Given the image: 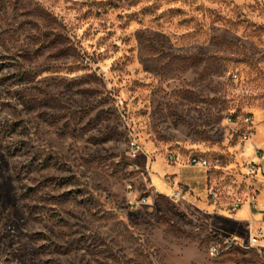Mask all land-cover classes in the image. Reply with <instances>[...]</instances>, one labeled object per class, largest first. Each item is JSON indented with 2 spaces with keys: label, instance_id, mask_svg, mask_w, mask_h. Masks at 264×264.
<instances>
[{
  "label": "rangeland",
  "instance_id": "1",
  "mask_svg": "<svg viewBox=\"0 0 264 264\" xmlns=\"http://www.w3.org/2000/svg\"><path fill=\"white\" fill-rule=\"evenodd\" d=\"M253 142L264 0H0V264H264Z\"/></svg>",
  "mask_w": 264,
  "mask_h": 264
},
{
  "label": "built area",
  "instance_id": "2",
  "mask_svg": "<svg viewBox=\"0 0 264 264\" xmlns=\"http://www.w3.org/2000/svg\"><path fill=\"white\" fill-rule=\"evenodd\" d=\"M245 123L248 125H250L251 123V119L249 117L245 118ZM251 136L250 133V128L247 129V131L244 133V140H249ZM255 156H256V160L257 162H252L249 165V170L252 173L257 172V170L259 169V167L264 166V151L260 150V149H256L255 150ZM191 164L193 165H198L201 168H209L210 167V163L208 162V160L206 159H197V158H193L191 160ZM253 182V180H252ZM264 201V193H261L258 190H254L252 192H250L249 194L245 195V196H236L232 202V204L230 205V211L232 214L236 213L238 210H240L242 207H244L245 205H248V207L252 210V211H260L261 210V204ZM263 231L261 229H257L252 227V225H249L248 227V240L246 242V244H244V242H238L236 241V239L233 238H226L222 241V244L219 245H212L210 247V255L211 256H217L219 255L221 252H223L224 250H230V248H232L233 246L237 245L240 246L244 249H252L257 247L259 240L263 237Z\"/></svg>",
  "mask_w": 264,
  "mask_h": 264
},
{
  "label": "crops",
  "instance_id": "3",
  "mask_svg": "<svg viewBox=\"0 0 264 264\" xmlns=\"http://www.w3.org/2000/svg\"><path fill=\"white\" fill-rule=\"evenodd\" d=\"M251 147H257L258 149L264 151V143L263 144H256V143H250ZM252 149V148H251ZM178 168H182L179 166L173 167L169 170L170 173H174L176 176V172L178 171ZM264 169V166H263ZM176 181H177V177H176ZM262 185H264V182L262 180L259 181ZM255 183V179H253V184ZM261 184H258L256 190L261 192V188H263L261 186ZM264 190V189H263ZM264 193V192H261ZM232 221L235 224L236 222L240 223V224H246V229L248 228V225H252V227L257 228V229H261L264 233V201L261 204V210L260 211H252L248 205H245L244 207H242L240 210H238L236 212V214L234 215V217H232ZM257 249L259 254L264 255V234L263 237L259 240L258 245H257Z\"/></svg>",
  "mask_w": 264,
  "mask_h": 264
},
{
  "label": "bare ground",
  "instance_id": "4",
  "mask_svg": "<svg viewBox=\"0 0 264 264\" xmlns=\"http://www.w3.org/2000/svg\"><path fill=\"white\" fill-rule=\"evenodd\" d=\"M251 148H253V147H251ZM230 224H234L233 222H229Z\"/></svg>",
  "mask_w": 264,
  "mask_h": 264
}]
</instances>
